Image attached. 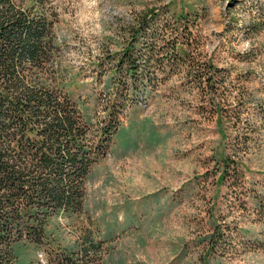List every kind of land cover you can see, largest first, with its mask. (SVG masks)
<instances>
[{"label": "rangeland", "instance_id": "rangeland-1", "mask_svg": "<svg viewBox=\"0 0 264 264\" xmlns=\"http://www.w3.org/2000/svg\"><path fill=\"white\" fill-rule=\"evenodd\" d=\"M165 5L161 21L196 11L195 57L216 69V90L175 78L130 112L91 170L84 213L47 233L69 247L91 230L102 242L96 264H264V214L239 203L251 185L264 191V0H55L66 64L83 67L78 80L89 84L91 56L118 50L136 14ZM219 156L245 178L229 170L221 180ZM210 227L223 237L211 249L196 241ZM14 253L17 264L45 263L24 244Z\"/></svg>", "mask_w": 264, "mask_h": 264}, {"label": "trees", "instance_id": "trees-1", "mask_svg": "<svg viewBox=\"0 0 264 264\" xmlns=\"http://www.w3.org/2000/svg\"><path fill=\"white\" fill-rule=\"evenodd\" d=\"M167 8L136 14L118 50L102 45L90 58L87 84L78 80L83 67L66 64L55 0H0V264H17L20 244L45 256L32 264H96L102 242L91 230L72 246H54L50 222L84 213L92 168L111 152L122 119L160 87L178 78L216 90V69L195 57L196 11L161 21ZM216 162L221 180L229 170L241 180L238 163ZM220 231L200 243L220 244Z\"/></svg>", "mask_w": 264, "mask_h": 264}, {"label": "crops", "instance_id": "crops-1", "mask_svg": "<svg viewBox=\"0 0 264 264\" xmlns=\"http://www.w3.org/2000/svg\"><path fill=\"white\" fill-rule=\"evenodd\" d=\"M245 178V177H243ZM243 178H241V180H243ZM245 185V184H244ZM249 189H252L251 191H247L243 196H242V200L239 202L241 203L240 205L241 210L246 211V209L249 207V205L252 206V210L254 212H259L261 214H264V201H263V195H264V191H258L255 189L254 185H251V187L249 186ZM262 195V198H261ZM239 208V207H238ZM215 227H210L211 230H209L208 232H206V236H209L213 233ZM239 232L241 234L244 235H249V232H247L245 229H239ZM202 239V237H201ZM201 239H196V241L198 242ZM195 241V243H196ZM218 242L213 244L212 248L217 246ZM211 249V248H210Z\"/></svg>", "mask_w": 264, "mask_h": 264}]
</instances>
